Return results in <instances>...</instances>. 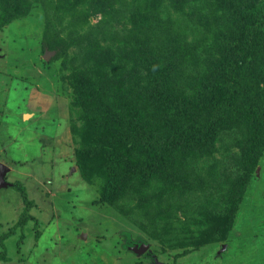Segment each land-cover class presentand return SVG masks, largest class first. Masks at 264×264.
Listing matches in <instances>:
<instances>
[{"label":"rangeland","instance_id":"1","mask_svg":"<svg viewBox=\"0 0 264 264\" xmlns=\"http://www.w3.org/2000/svg\"><path fill=\"white\" fill-rule=\"evenodd\" d=\"M262 68L264 0H0V264H264Z\"/></svg>","mask_w":264,"mask_h":264},{"label":"trees","instance_id":"2","mask_svg":"<svg viewBox=\"0 0 264 264\" xmlns=\"http://www.w3.org/2000/svg\"><path fill=\"white\" fill-rule=\"evenodd\" d=\"M259 2H261V1H259ZM261 3L263 4V2H261ZM261 3H260V5H261L260 8L262 7ZM261 21H263V20L260 19L259 17L256 18V23L258 22V24L254 25V27H258L259 26V22H261ZM262 70H263V82H262L261 92H263V94H264V69L262 68ZM221 96H222V99H221L222 101H221V103L218 106H216V108L214 110V121L215 120L217 121L218 119L221 120L222 112H225L226 110L227 111H231L235 106H238V108H241L246 102H250L251 101V99L248 96H246L245 93L234 94L232 92V90L228 94H224V95H221ZM221 109L225 110V111H221ZM234 109H236V107ZM250 116L253 117V114L251 112L245 114V117H247V118H249ZM252 121L255 124L254 131L258 130V131H260V134H264V127H263L264 126V120L261 119L260 115L256 116L254 114V117H253ZM215 129H216L215 128V124L212 123L208 127L209 131L204 136L205 140H212V138H213V136L215 134ZM259 141H260L259 140V136H257V132H255V138H254V140L251 141V143H253V144L250 145L252 151H255V148L257 146L255 144H258ZM126 156H127L126 154H121V156L119 158V161H123ZM76 164H77V166L79 168L80 173L84 177H87V178L90 177L89 171L85 167V160L83 159V156H81V155L77 156ZM120 165L121 164H119V169L116 168L112 164V162H111V160H110V158L108 156H105V161L100 165L101 174L106 179V181L112 183L114 185V187H120L121 182L126 183L127 180H128L127 175L121 170ZM135 170H137V168H134V166H133L132 172L135 171ZM148 171H147L148 174H150L151 171L150 170H148ZM15 189L20 191V195L22 196L23 201L26 204H29V200L27 199V195H26V192H25L23 186L18 184L17 186H15ZM108 189L109 190L107 192H109V194H110L111 190H114V189H111V186L108 187ZM231 211L232 210L230 208V214L227 215L226 223L230 222V218H231V214H232Z\"/></svg>","mask_w":264,"mask_h":264},{"label":"water","instance_id":"3","mask_svg":"<svg viewBox=\"0 0 264 264\" xmlns=\"http://www.w3.org/2000/svg\"><path fill=\"white\" fill-rule=\"evenodd\" d=\"M5 170H6V167H4V165L0 163V184L4 183L3 180H2V175L4 174ZM146 248H147L146 244H140L138 246L134 245V246L131 247V249L134 252H138V253L144 251ZM154 262H155V264H163L162 262L158 261L156 258L154 259Z\"/></svg>","mask_w":264,"mask_h":264}]
</instances>
